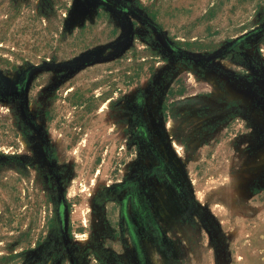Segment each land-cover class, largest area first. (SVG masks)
I'll use <instances>...</instances> for the list:
<instances>
[{"label":"rangeland","instance_id":"1","mask_svg":"<svg viewBox=\"0 0 264 264\" xmlns=\"http://www.w3.org/2000/svg\"><path fill=\"white\" fill-rule=\"evenodd\" d=\"M130 1L0 0V264H137L132 189L146 264H264V0Z\"/></svg>","mask_w":264,"mask_h":264},{"label":"flooded vegetation","instance_id":"2","mask_svg":"<svg viewBox=\"0 0 264 264\" xmlns=\"http://www.w3.org/2000/svg\"><path fill=\"white\" fill-rule=\"evenodd\" d=\"M12 1L15 2L19 0ZM31 1H35L37 5L42 6L44 5L45 0ZM73 5L74 10L76 11H82L84 8H86L88 12L92 11L93 18L95 17L96 20L107 18L108 21H111L112 19L117 18L119 23L121 22L124 26L123 28L126 30L131 29V16L137 14L130 0H73ZM112 30L113 29H111V31ZM170 49L176 54L175 48L171 46ZM26 78L27 75L23 77L22 82H24ZM4 88H6V84L0 74V91L4 90ZM141 131L145 136L147 146L150 149L154 148V155L158 159L157 149L149 141L145 127H141ZM159 164L161 165L160 160ZM160 165H154L152 169L154 170L155 167H159ZM158 169L163 171V168L161 167ZM163 173H165V171H163ZM144 192V190L137 192L132 189V191L128 192L121 201V215L125 226V232L131 247L133 248L134 262L137 264H146L148 258L144 253L145 247L142 241V234L146 231V226L149 224L154 228H157L156 222L153 220L150 213V206H148L147 201L143 197Z\"/></svg>","mask_w":264,"mask_h":264}]
</instances>
